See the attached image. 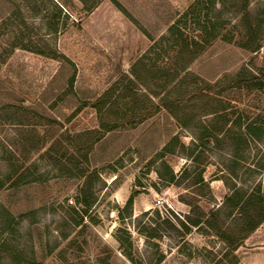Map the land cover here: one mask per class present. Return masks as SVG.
I'll use <instances>...</instances> for the list:
<instances>
[{"label": "rangeland", "instance_id": "1", "mask_svg": "<svg viewBox=\"0 0 264 264\" xmlns=\"http://www.w3.org/2000/svg\"><path fill=\"white\" fill-rule=\"evenodd\" d=\"M195 5L0 0V264L15 257L42 264H217L224 257L218 227L232 232L242 225L227 197L237 190L264 196V134L246 131L249 122L264 120V88L232 81L264 68V0ZM178 14L186 15L180 30L201 42L195 58L175 50L169 27ZM252 35L257 51L248 43ZM172 65L186 67L181 77L221 79L220 88L193 99L202 82L160 76ZM164 97L179 104L167 108ZM204 127L215 134L202 141ZM134 190L138 213L121 218ZM158 198L165 201L160 207ZM189 218L201 219L200 226ZM234 255L238 264H264V221Z\"/></svg>", "mask_w": 264, "mask_h": 264}, {"label": "trees", "instance_id": "2", "mask_svg": "<svg viewBox=\"0 0 264 264\" xmlns=\"http://www.w3.org/2000/svg\"><path fill=\"white\" fill-rule=\"evenodd\" d=\"M200 3V0H196V5H198ZM195 5V6H196ZM121 7V6H120ZM122 10H125L123 7H121ZM126 11V10H125ZM185 14V13H184ZM184 14H178L179 17L172 23V25L169 27V32H170V36L171 38H174L175 41V50L178 53L179 58H183L186 57L187 54L191 57H197L200 54L203 53L201 49V42L198 41L197 39H190V37L183 33V31L180 30V23L181 21H184V18H186V15ZM251 39H249L250 44H252V50L253 51H257L260 49L261 45L260 43L252 36H250ZM243 41H241L242 43ZM179 47V49H178ZM200 47V49H199ZM177 48V49H176ZM27 49H31V47H27ZM199 50V53L197 52ZM36 52L40 53V54H45V51L41 50V49H36ZM199 54V55H198ZM51 56H55L57 58H60L61 56L64 59H67V57L65 55H60L58 57L57 53H53V55ZM186 69V67H183L182 69L179 70L178 66L175 67L172 65V67L166 66L164 67V69H160V76H163L165 78L170 79L169 82H173L176 79H179L178 84H183L184 83V79H186L189 76H192L193 78L197 79L198 81H201L202 83V88L200 86L199 89H193V99H206L207 97H210V93L211 92H215L218 91V88H220V82L221 79L216 80L215 82H207L206 80H201V78H199V76L197 75H191V73H186L184 75V77L182 76V71H184ZM227 75H225L224 78H230L232 74L226 73ZM182 78V79H181ZM223 78V79H224ZM222 79V80H223ZM75 81V73L70 75L68 78V85L70 88L73 87ZM233 85H235V87L238 88H247V89H254V88H264V68L260 70V72L254 73L252 71H248L246 74H243L241 72H239L238 74H236L235 77H233ZM167 82L166 86L169 85ZM165 87V86H164ZM222 88V87H221ZM210 91V92H208ZM111 98L109 97L108 100H110ZM102 100V99H101ZM119 100V99H117ZM187 102V99H183V102ZM162 104H164V106H166L167 108H171L172 105L175 104H179V102H175L172 101L171 99H169L168 97H164L162 100ZM105 104V103H104ZM186 104V103H185ZM188 104V103H187ZM186 106V105H185ZM159 107V106H158ZM22 110L24 111H29L30 108L27 107H21ZM213 114L218 113V111H213ZM151 114V113H150ZM150 114H146L145 116H143L142 119L147 118L146 116H151ZM226 115H222V117L224 118V125L225 127L228 124L229 118L225 117ZM239 127L241 128L242 123L241 120L238 119L235 123V127ZM224 127V128H225ZM221 130V129H220ZM246 131L249 134H253L256 137L260 138L261 135L264 134V120H262L261 122L258 121H252L249 122L246 125ZM214 131H211L209 127H204L203 128V132H202V136L200 137L202 141L204 140H209L210 137L214 136ZM237 139V141L239 142L242 138V136L236 135L235 137ZM98 138H96L94 141H97ZM170 143L166 144L163 148H162V155L165 156L166 152H171L170 150ZM175 180V175L173 173V171L171 170V177H170V181H174ZM204 180L203 178L199 177L197 179V184H201L203 183ZM16 184V183H15ZM140 193V191L138 190H134L131 195L129 196V198L127 199L125 205L123 207H121L119 209V215L121 218H124V211H130L129 216L132 215V210H133V206H134V202H135V197ZM228 204L232 203L233 208H237L239 214H241V223L242 225L238 228V230H232V232L227 229V228H223V227H218L217 229V234L218 236H220L224 241L227 242V249L224 253V257H222L221 259H219L216 263L217 264H225V260L229 259L231 261L232 264H238L239 263V258L234 255V252L243 244V241L245 239H247L257 228L258 226L264 221V196L260 195V194H256L254 192H250V193H244L243 191L237 190L233 193L232 196L227 197V201ZM86 203V201H85ZM2 213L6 216H10V212L9 210L3 208ZM201 219L196 218V219H190L189 218V224L195 225V226H200V221ZM170 226H172L173 228H175V225L173 223H171L169 220L166 221ZM181 224L183 227H185L187 230H190L189 225L180 220ZM177 229V228H175ZM127 255L129 256V258H132L131 253H127ZM230 256L232 258H230ZM12 264H42L40 261H33L31 259H26L25 257H15V261Z\"/></svg>", "mask_w": 264, "mask_h": 264}, {"label": "crops", "instance_id": "3", "mask_svg": "<svg viewBox=\"0 0 264 264\" xmlns=\"http://www.w3.org/2000/svg\"><path fill=\"white\" fill-rule=\"evenodd\" d=\"M169 4H171L172 6H174L175 8H185L187 7L189 4H191V2H193L194 0H166ZM178 178V176H175V179ZM138 201L137 199L134 202V206H133V213L136 215L138 213Z\"/></svg>", "mask_w": 264, "mask_h": 264}, {"label": "built area", "instance_id": "4", "mask_svg": "<svg viewBox=\"0 0 264 264\" xmlns=\"http://www.w3.org/2000/svg\"><path fill=\"white\" fill-rule=\"evenodd\" d=\"M164 199L163 198H158L157 200H156V206L157 207H160V206H162L163 204H164Z\"/></svg>", "mask_w": 264, "mask_h": 264}]
</instances>
